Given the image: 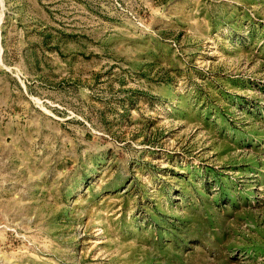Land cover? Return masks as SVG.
Listing matches in <instances>:
<instances>
[{"label":"rangeland","instance_id":"rangeland-1","mask_svg":"<svg viewBox=\"0 0 264 264\" xmlns=\"http://www.w3.org/2000/svg\"><path fill=\"white\" fill-rule=\"evenodd\" d=\"M0 264H264V0H0Z\"/></svg>","mask_w":264,"mask_h":264}]
</instances>
